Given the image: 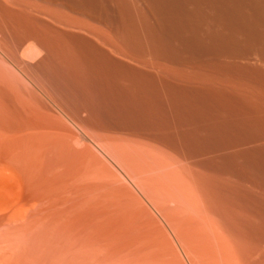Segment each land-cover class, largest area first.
Returning a JSON list of instances; mask_svg holds the SVG:
<instances>
[{"label":"bare ground","instance_id":"bare-ground-1","mask_svg":"<svg viewBox=\"0 0 264 264\" xmlns=\"http://www.w3.org/2000/svg\"><path fill=\"white\" fill-rule=\"evenodd\" d=\"M0 134L34 137L20 156L47 139L48 162L113 148L169 166L174 190L193 194L241 263L258 264L264 0H0Z\"/></svg>","mask_w":264,"mask_h":264},{"label":"rangeland","instance_id":"rangeland-1","mask_svg":"<svg viewBox=\"0 0 264 264\" xmlns=\"http://www.w3.org/2000/svg\"><path fill=\"white\" fill-rule=\"evenodd\" d=\"M10 136L0 134V165L4 162L15 170L0 166V208L5 213L0 221H8L0 222V264L244 263L230 251L193 194L183 186L174 190L169 166L155 164L149 169L137 152L128 154L132 159L127 164V153L119 150L120 156L113 148L109 157L93 148L91 154H82L87 158L60 155L55 162L49 157L55 165L43 155L48 153L43 145L52 147L47 139L41 141L40 155L35 157L32 151L20 156L22 146L33 150L36 141ZM52 165L69 169L58 166L57 172ZM39 166L51 171H38ZM18 206H27L23 218L13 215ZM261 242L258 264H264Z\"/></svg>","mask_w":264,"mask_h":264}]
</instances>
